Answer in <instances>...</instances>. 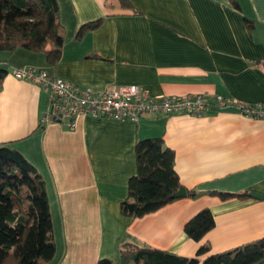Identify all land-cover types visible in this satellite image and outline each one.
<instances>
[{"label":"crops","instance_id":"crops-1","mask_svg":"<svg viewBox=\"0 0 264 264\" xmlns=\"http://www.w3.org/2000/svg\"><path fill=\"white\" fill-rule=\"evenodd\" d=\"M57 1L64 44L56 65L27 49L0 52L7 70L0 80V142L14 140L45 181L56 244L45 264L102 258L119 264L124 242L190 258L201 244L215 253L264 237V200L251 196L264 194V121L215 104L217 94L264 102V0H236L237 7L232 0ZM97 18V28L75 38L80 25ZM29 65L95 91L136 84L156 97L202 93L211 105L201 116L157 113L132 121L84 115L69 129L42 121L46 92L13 76ZM156 136L174 151L182 187L201 195L125 216L120 203L136 173L135 143ZM210 191L249 197L220 200ZM205 207L214 227L197 242L183 226Z\"/></svg>","mask_w":264,"mask_h":264},{"label":"trees","instance_id":"trees-1","mask_svg":"<svg viewBox=\"0 0 264 264\" xmlns=\"http://www.w3.org/2000/svg\"><path fill=\"white\" fill-rule=\"evenodd\" d=\"M121 1L130 5L127 0ZM232 1L237 7L236 0ZM101 21L97 18L80 25L75 38L97 28ZM60 28L57 0H0V52L27 49L43 53L47 64L56 65L64 44ZM6 73L0 67V80ZM13 141L0 142V264H45L56 252L46 184L36 167L12 146ZM134 150L136 173L128 179L127 197L120 203V210L125 216L138 218L177 199L172 194L182 184L174 169V151L164 145L161 136L138 139ZM208 193L220 200L249 197L247 192ZM200 195L187 190V197ZM213 227V214L205 207L185 222L183 230L188 238L199 242ZM210 249L209 244H201L195 257L188 258L170 250L124 242L119 246L118 262L256 264L264 258V237L220 252L210 253ZM95 264L113 261L102 258Z\"/></svg>","mask_w":264,"mask_h":264},{"label":"built area","instance_id":"built-area-1","mask_svg":"<svg viewBox=\"0 0 264 264\" xmlns=\"http://www.w3.org/2000/svg\"><path fill=\"white\" fill-rule=\"evenodd\" d=\"M13 76L38 85L47 94L42 121H57L73 129L80 116H101L114 120H138L146 114H188L201 116L211 102L202 93L151 96L136 84L112 85L103 91L80 86L45 68L24 66L13 70ZM219 108L235 107L245 116L264 121V102L244 103L215 95Z\"/></svg>","mask_w":264,"mask_h":264},{"label":"water","instance_id":"water-1","mask_svg":"<svg viewBox=\"0 0 264 264\" xmlns=\"http://www.w3.org/2000/svg\"><path fill=\"white\" fill-rule=\"evenodd\" d=\"M186 195H187L186 189L184 187H181L172 194V197L180 198V197H185ZM251 196L256 199L264 200V194L261 193H252Z\"/></svg>","mask_w":264,"mask_h":264},{"label":"rangeland","instance_id":"rangeland-1","mask_svg":"<svg viewBox=\"0 0 264 264\" xmlns=\"http://www.w3.org/2000/svg\"><path fill=\"white\" fill-rule=\"evenodd\" d=\"M28 155V154H27Z\"/></svg>","mask_w":264,"mask_h":264}]
</instances>
